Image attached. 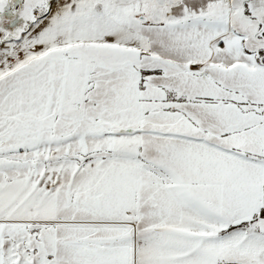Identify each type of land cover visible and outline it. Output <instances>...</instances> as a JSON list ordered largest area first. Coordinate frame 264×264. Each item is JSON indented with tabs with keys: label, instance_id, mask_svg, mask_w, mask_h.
<instances>
[{
	"label": "snow or ice",
	"instance_id": "snow-or-ice-1",
	"mask_svg": "<svg viewBox=\"0 0 264 264\" xmlns=\"http://www.w3.org/2000/svg\"><path fill=\"white\" fill-rule=\"evenodd\" d=\"M0 264H264V0H0Z\"/></svg>",
	"mask_w": 264,
	"mask_h": 264
}]
</instances>
